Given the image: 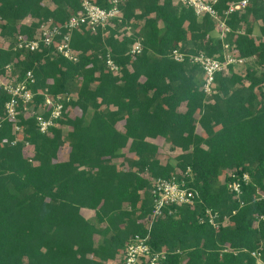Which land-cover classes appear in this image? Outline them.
<instances>
[{
    "label": "trees",
    "instance_id": "trees-1",
    "mask_svg": "<svg viewBox=\"0 0 264 264\" xmlns=\"http://www.w3.org/2000/svg\"><path fill=\"white\" fill-rule=\"evenodd\" d=\"M45 1L0 0V68L15 61L18 79L31 70L34 108L44 117V94L63 96L61 117L41 133L30 115H18L15 131L4 116L9 95L0 92V264H113L135 233L168 251L164 264H256L250 251L260 245L264 261V199L257 193H264V0L230 13L222 39L212 38L215 19L197 17L178 1L122 0V18L112 25L72 31L76 61L43 47L14 49L16 34L36 36L48 18L62 26L82 0ZM231 1H216L219 16ZM250 17L260 22L257 38L250 25L241 29ZM123 26L132 32L117 30ZM136 40L141 50L131 54ZM223 43L237 58L256 57L262 71L230 64L229 75L216 73L208 97L200 67L188 58L175 61L171 51L223 60ZM107 53L116 72L106 65ZM62 125L70 143L66 159ZM156 138L180 148L175 165L156 157ZM129 142L133 161L120 167L114 160ZM186 168L199 199L147 221L152 195L144 172L168 177ZM242 173L250 182L238 195L227 181ZM205 208L229 216L228 225L214 229ZM82 209L93 210L96 223Z\"/></svg>",
    "mask_w": 264,
    "mask_h": 264
},
{
    "label": "built area",
    "instance_id": "built-area-1",
    "mask_svg": "<svg viewBox=\"0 0 264 264\" xmlns=\"http://www.w3.org/2000/svg\"><path fill=\"white\" fill-rule=\"evenodd\" d=\"M122 0H110V7L105 8L97 5L92 0H82L79 11L69 15L68 19L62 26H58L51 18H48L40 24L37 34L32 37H26L22 34H16L13 38L14 49L24 52H35L42 47L50 49L52 54H59L71 61L77 60V52L70 46L71 33L73 30H80L82 27L95 32L98 27L105 28L113 24V20H120L122 13L118 4ZM181 4L191 7L197 17H202L206 14L210 15L217 21L218 29L222 37L230 29L226 24L227 16L233 12H241L249 4L250 0H233L228 4V7L223 11V15L219 16L214 4L217 0H176ZM216 25V24H215ZM217 26V25H216ZM129 32H132L130 26H123ZM221 37V38H222ZM224 57L219 60L213 56H209L202 51L197 53H187L181 51L178 47L172 49L171 57L177 62H183L188 58V62L196 64L200 67L203 74L202 89L206 96H210L215 85L214 78L216 73L229 75L228 65L241 64L246 59L237 58L231 51H228L229 46L223 43ZM226 48V49H225ZM141 43L136 40L131 44L129 52L131 54L139 53ZM15 61L5 64L0 68V92L9 95V99L5 102V117L14 122V130L19 131L20 127L17 124L19 121L18 115H30L35 117L37 128L41 133L47 132L51 127L56 125V120L61 117L63 112V96H50L44 94L43 107L48 112L44 117L34 108L35 92L31 89L35 83V78L31 70L25 71L22 78L20 71L14 67ZM106 65L109 70L116 72L117 65L112 61L109 54L106 55ZM264 90V89H263ZM69 97V95H68ZM66 97V99H68ZM3 116H0V125ZM18 139L12 141L16 142ZM192 171L190 168L177 170L168 177H150L147 171L144 176L150 180V193L152 195V209L147 221L152 217H165L174 213L175 209L181 205H194L199 199L197 190L188 185L191 181ZM229 176L234 174L228 172ZM224 180V179H223ZM250 182V177L247 173H242L240 177L227 181L229 191L236 194L242 192V184ZM258 198L264 199V193L258 192ZM203 214L207 218L208 224L218 230L225 227L229 223V216L219 213L211 208H205ZM221 217V218H220ZM259 219H264V214L259 216ZM146 221V222H147ZM148 235L133 234L126 242L124 252L120 254L113 264H164L167 258L168 251L164 249L155 250L148 243ZM227 248L222 251H227ZM261 245L250 251L254 257L256 264H264L261 257ZM175 252H181L178 248Z\"/></svg>",
    "mask_w": 264,
    "mask_h": 264
},
{
    "label": "rangeland",
    "instance_id": "rangeland-1",
    "mask_svg": "<svg viewBox=\"0 0 264 264\" xmlns=\"http://www.w3.org/2000/svg\"><path fill=\"white\" fill-rule=\"evenodd\" d=\"M45 2L47 3L48 6L50 5L48 0H46ZM259 23H260L259 20H256V19L250 17L248 23H242L241 24V29L244 31V29L247 27V25H250L252 27V36L257 38L259 36V29H258ZM215 24L217 26L215 25L213 30L211 31L212 38L222 39L224 36L222 37V35L220 34V30L217 28L218 27L217 21ZM123 29H124L123 27H119L117 30L122 31ZM246 67H251V68L255 69L258 74L262 71V66H260L258 64V60L256 59V57H251L249 59H246L244 61V63H241L238 65V69H241V71H243ZM195 79H196V82L199 83L200 80H202V76L200 74H198ZM73 82H74L73 83L74 85L77 84L76 80ZM74 95H75V91L69 93L70 97H72ZM208 97H210V96H208ZM61 127H62V130L64 132V140H63L64 142H63V146L61 149L60 157H61V159H66L68 152H69V149H70V143H69L68 139L65 138L66 127H64L63 125ZM151 141L154 142L155 144H157L158 149H157L156 157L162 163L169 162L172 165L176 164V155L181 152L180 148L173 147L168 140H165L162 138L151 139ZM129 146H130V142L127 144V146L124 149H122L123 155L121 157L117 158L116 160H114L115 163L117 165H119L120 167L123 166L124 168H127L128 164L133 161V157H134L133 152H131V150H129ZM221 179H222V176L220 177V180ZM82 213L85 217L90 218L94 223H96V218L94 216L93 210L82 209ZM96 225H98V224H96ZM98 226H100V225H98Z\"/></svg>",
    "mask_w": 264,
    "mask_h": 264
}]
</instances>
